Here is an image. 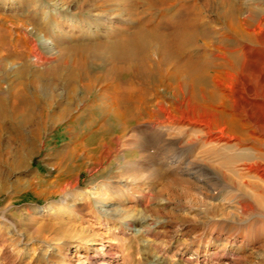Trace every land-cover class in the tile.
<instances>
[{
  "label": "bare ground",
  "instance_id": "6f19581e",
  "mask_svg": "<svg viewBox=\"0 0 264 264\" xmlns=\"http://www.w3.org/2000/svg\"><path fill=\"white\" fill-rule=\"evenodd\" d=\"M12 1L0 0V158L6 137L19 144L0 174L4 182L45 145L44 132L63 121L69 137L63 151L70 161L82 150L106 160L113 146L142 139L129 133L144 124L162 137L173 131H166L168 125L189 124L215 143L240 127L219 107L241 96L264 106V92L246 72L255 69L264 81V56L256 60L255 49L264 32L263 0H24L25 9L17 12L6 10L4 2ZM47 1L72 3L73 12L60 18ZM63 25L69 30L62 31ZM237 78L244 80L239 88L226 85ZM159 112L164 119L150 123ZM204 112L215 119H205ZM141 148H147L143 141ZM247 165L264 178L262 158ZM68 187L66 182L65 198L88 205L103 194L95 187L84 193ZM253 200L264 209V197ZM117 212L142 238L157 225L149 215ZM159 259L151 255L149 263L161 264Z\"/></svg>",
  "mask_w": 264,
  "mask_h": 264
},
{
  "label": "rangeland",
  "instance_id": "374dc122",
  "mask_svg": "<svg viewBox=\"0 0 264 264\" xmlns=\"http://www.w3.org/2000/svg\"><path fill=\"white\" fill-rule=\"evenodd\" d=\"M12 2H4L6 10L25 9L24 0ZM47 4L60 18L73 12L72 3ZM260 42L256 60L264 56V32ZM246 72L258 92H264L261 73ZM225 83L239 88L244 80ZM261 104L241 96L218 108L240 126L237 132L226 130L232 138L208 143L205 132L189 124L168 125L166 131H173L162 137L144 124L140 132L129 133L142 139L113 146L106 160L82 150L77 161H70L63 151L69 140L67 122L49 128L43 134L45 145L27 164L8 174L6 182L0 178V264H150L151 255L160 256L161 264L168 259L173 264H264V209L253 200L264 197V178L246 168L264 161ZM180 108L193 113L185 105ZM203 115L215 119L211 112ZM153 117L150 123L157 125L164 114ZM142 141L146 149H140ZM18 144L5 138L0 174H6L5 162ZM66 182L67 191L84 193L95 187L103 194L92 196L90 205L75 196L65 198ZM141 194L145 196L138 200ZM120 209L136 217L152 216L157 225L142 238L117 214Z\"/></svg>",
  "mask_w": 264,
  "mask_h": 264
}]
</instances>
